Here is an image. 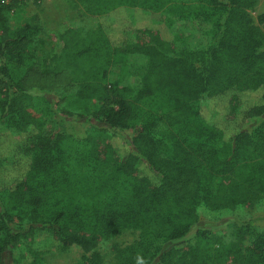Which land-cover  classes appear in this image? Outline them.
<instances>
[{"label":"trees","instance_id":"16d2710c","mask_svg":"<svg viewBox=\"0 0 264 264\" xmlns=\"http://www.w3.org/2000/svg\"><path fill=\"white\" fill-rule=\"evenodd\" d=\"M70 1L98 23L47 34L33 15L11 27L25 0H0V264H46L39 238L87 254L125 232L136 238L112 245L113 264H264L252 220L234 222L226 243L205 231L183 240L198 206L264 200L258 1ZM176 22L203 25L207 43L179 50L187 36H172ZM129 57L143 59L134 84L123 83ZM31 73H66L75 90L48 99L46 87L27 88ZM203 96L210 103L195 106ZM51 119L91 130L48 132ZM162 243L172 245L157 254Z\"/></svg>","mask_w":264,"mask_h":264},{"label":"rangeland","instance_id":"374dc122","mask_svg":"<svg viewBox=\"0 0 264 264\" xmlns=\"http://www.w3.org/2000/svg\"><path fill=\"white\" fill-rule=\"evenodd\" d=\"M256 7L250 11V15L254 21L257 16L264 13V0H257ZM82 7L78 4H73L70 0H41L39 3H34V0H25L24 5L21 7V11L13 14L9 18V24L11 27L18 26L21 22L29 20L31 16L36 15L41 29L44 33H59L65 26H72L75 28L87 29L94 27L99 19L90 18L82 14ZM149 19H159L158 16H152ZM158 21V20H157ZM151 25H159L152 24ZM203 25L196 23H174L171 28L172 36L175 37L181 33L186 37L185 43L179 45L178 49H193L203 46L207 43V38L202 34ZM44 39V37L42 36ZM50 45V46H48ZM47 48H52L54 53L59 52L58 43H46ZM143 59L140 57H129L127 62V70L123 83L134 84L138 69L142 66ZM119 65L114 69L112 78L115 79ZM27 88L30 86L46 87L49 92L46 94L48 99H60L63 94H69L74 92L75 85H73L66 73H62L58 77L46 76L40 77L37 74L31 73L25 80ZM205 96L201 97L195 106H206L210 103ZM61 103L58 104V107ZM256 123L253 119H249L245 127L249 128ZM58 128H64L69 132H89L91 130L90 125L84 124L81 120L71 121L64 119V121H58L57 119H51L46 121L45 130L48 132L56 131ZM133 133L123 131L121 135L123 138H127L129 134ZM12 149V148H11ZM10 151V148L5 149ZM11 175L5 176L6 181L9 183ZM197 215L199 217L198 223L191 229L188 235L183 240H191L198 231H205L209 235L223 237L224 243L229 241L232 224L238 220H252V232L256 235L260 232H264V200L259 201L253 208L237 207L233 210H218L210 211L203 206H198ZM136 233L125 232L119 238L112 241L100 243L95 250L90 253H83L79 248L72 246L67 250H61L55 243H45L41 238V241L36 244V248L44 250L43 255L46 264H113V258L111 253V247L113 244H128L136 238ZM172 245V243H162L156 245V253L166 250ZM11 256H5L3 264H9Z\"/></svg>","mask_w":264,"mask_h":264},{"label":"clouds","instance_id":"9594fccd","mask_svg":"<svg viewBox=\"0 0 264 264\" xmlns=\"http://www.w3.org/2000/svg\"><path fill=\"white\" fill-rule=\"evenodd\" d=\"M138 264H143L142 260L141 261H138Z\"/></svg>","mask_w":264,"mask_h":264}]
</instances>
